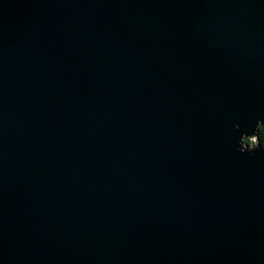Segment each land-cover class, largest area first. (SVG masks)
<instances>
[{
	"label": "water",
	"instance_id": "1",
	"mask_svg": "<svg viewBox=\"0 0 264 264\" xmlns=\"http://www.w3.org/2000/svg\"><path fill=\"white\" fill-rule=\"evenodd\" d=\"M264 0H0V264H264Z\"/></svg>",
	"mask_w": 264,
	"mask_h": 264
},
{
	"label": "clouds",
	"instance_id": "2",
	"mask_svg": "<svg viewBox=\"0 0 264 264\" xmlns=\"http://www.w3.org/2000/svg\"><path fill=\"white\" fill-rule=\"evenodd\" d=\"M233 128L240 133L235 141L238 152L251 156L257 151H264V122L256 120L247 132L241 131L239 123L233 124Z\"/></svg>",
	"mask_w": 264,
	"mask_h": 264
}]
</instances>
